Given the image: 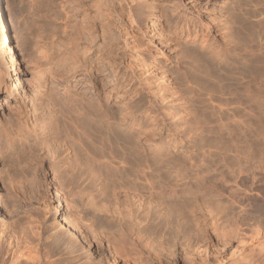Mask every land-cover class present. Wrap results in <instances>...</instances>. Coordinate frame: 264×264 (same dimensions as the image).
<instances>
[{
	"label": "rangeland",
	"instance_id": "rangeland-1",
	"mask_svg": "<svg viewBox=\"0 0 264 264\" xmlns=\"http://www.w3.org/2000/svg\"><path fill=\"white\" fill-rule=\"evenodd\" d=\"M97 1L4 0L5 5L8 4L7 9L13 19V44L17 50H21L18 53L22 52L21 54L24 55L23 58H20L21 65L26 71L32 73L41 89L35 97L34 105L38 107L35 108V114L43 124L44 132L38 131V138L33 134L34 139L31 137L26 142H20L16 136L21 122L18 110L16 108L7 110L0 105V146L4 148L10 141H13L16 146L14 154H6L7 156L4 154V159L0 162V189L4 186V189L0 191L2 195L0 264H98V262L103 264L101 258L102 254L108 252L107 245L110 244L108 238L116 240L121 238L123 232L129 231L126 221L120 214L126 205V199L122 192L126 178L120 163V142L118 138H112L110 135L107 138L105 136L106 139L99 140L98 134L94 133L95 130L92 129L90 120L98 122L102 119V117L96 116L95 111L99 103L104 100L102 102L105 105L104 110L107 109L109 116L105 115L103 119H107L105 121L102 119L100 122L118 123L112 113L120 112L121 105H118L111 98L112 93L110 94V81H113L114 75H117L116 78L119 79L122 87L131 89L133 93L136 92L135 88L137 89V87L130 88L137 76L128 68L132 53L123 47L124 31L131 29L128 22L130 19L136 24L134 39H136L137 45L146 43L149 36L143 38L136 26L144 30L148 23L155 29L154 33L157 37L161 34V40L165 39L166 43L172 44L167 54L159 57L160 63L156 65V68L158 74L161 77L163 75L166 80L163 84L164 87L166 86L164 94L175 104V111L189 115L190 119L184 123L197 124L200 122L199 124L204 126L216 125L215 127H218L223 123L232 125L234 124L233 119H237L241 124L247 123L264 128V105L262 106L259 102V100L264 102V0H134L135 4L132 3L133 5L130 0H103L110 10L109 19L105 21L94 19L91 9L88 10ZM175 7L179 11L174 10ZM86 14L87 16H84ZM158 17L160 19H156ZM201 20L208 24H216L218 29L216 35H219L208 39L205 46H201L200 41H194L192 38L194 36L193 29L195 30ZM180 24H186V28H191L190 34L193 36H186L188 33L186 32L185 35L181 31L180 26L182 25ZM37 36L42 38L43 51L46 50L45 55H48L49 59H39L38 49L35 48V45H31L35 44L33 41L38 39ZM24 37L30 42L28 45L26 44L28 49L23 46L25 45L22 41ZM56 43L60 48L56 47L58 46ZM84 48L88 49L87 53L82 52ZM66 54L80 60L82 66L78 75L84 74L89 77L88 80L90 79L86 86L77 85L73 75H64L65 69L62 68L52 71L51 74L43 76L38 74V71L45 69L49 63L61 60ZM200 55H203V58L207 57L205 60L215 67H213V71L216 70L212 71L213 76L208 77L207 82L198 79L188 80L186 76L190 75L187 69L191 64L197 67V59ZM148 58L153 62L152 57ZM108 60L112 64L111 66L107 64ZM11 70V65L0 53V78L2 76L8 85L12 80L10 78L12 77ZM233 70L236 74L233 73ZM225 71H230L232 74L225 75ZM0 86L4 90V83L2 85L1 79ZM253 92H255V96L257 95L256 97L261 99L255 97L256 99L252 101L250 96L253 95ZM138 96L140 99L138 97L136 103L139 105L138 109L143 111L150 105L151 97L145 92ZM158 101L161 100L152 99V103L156 107L155 114L158 116V123L169 125L170 120L162 113L167 110L162 109L166 105L164 106ZM81 105L83 109H81ZM73 106L74 108L79 107L82 111H78L77 108L74 110ZM135 110L137 109L135 108ZM88 125L91 126L88 127ZM124 128L125 124L121 129ZM5 129L12 130L13 139L6 136ZM14 132L16 134H13ZM89 133L93 134L92 139L88 135ZM94 135H97L96 139ZM251 137L254 139L253 136ZM79 138L84 142H80ZM48 141L50 142L48 143ZM85 141L91 146L85 145ZM260 141H263L264 145V135ZM113 145H116L117 148L114 149ZM88 148L89 151H96V149L97 151L90 154L92 152H88ZM259 152L261 156L258 154ZM85 153L92 156L100 155L102 158H97L103 159L102 161H107L106 158L109 156L110 162L109 164L103 163L102 166H88L86 164L88 155ZM256 153V158L259 156L261 158L264 155V152L261 151ZM209 166L215 170V173L209 177V184L206 183L201 189L193 186V195L201 200L195 205L191 223L189 221L190 227L188 226L189 230H186V234L183 233L184 227L182 228V226L181 231L177 227L172 230L168 226H163L160 229L163 233L162 240L158 238L160 236L158 232L154 236L155 240L160 239L163 244H166L165 246L169 244L168 247H173L178 258L177 264H184L183 258L186 255L183 252L184 248H189L186 247L188 243L190 245L196 243L195 249L211 243L214 250L218 252L216 256L225 260L230 256L227 253L232 246L235 247L234 250L237 249L238 239H226L225 241L231 243V246L227 244L222 249L220 245L223 244L215 240L211 235V230L206 228L205 225L211 220L210 210L213 213L212 217L220 225L225 224L226 219L230 216L233 217L235 220L233 225L237 227L239 234L246 241L253 239L262 240L264 243V168L253 167L252 172L250 168L249 171L243 169L244 172L238 173L237 166V169L234 167L229 170L218 158H214ZM253 170L255 171L253 172ZM101 173L102 175H100ZM161 174L160 170L155 172L156 181H162ZM129 182L134 183L132 176L129 178ZM210 182L214 183L210 185ZM143 184H145L144 181H142V185L140 183L138 185L142 190H147ZM56 190L61 192L62 197H65L61 198L62 210L69 219H72L71 215L75 210L68 208L67 204L72 203L78 208L82 216L81 231L92 244L91 254H88L92 255L91 260L87 259V254L80 250V246L71 248L62 244L59 248L61 250L58 249V251L52 248L56 238L63 236L62 241L67 242L66 234L56 227L57 221L54 218V207L58 204ZM87 193L93 198L94 204H105L110 209L117 208V213L97 211L93 204H90L91 202L86 196ZM219 201L229 207L228 215H219L217 209ZM132 208L133 214H138V211L134 207ZM168 210L153 209L155 215L151 216L152 220L161 225H165L168 220L173 224V219L166 216ZM11 214L17 219L9 228L6 222L10 220ZM3 220L4 223H2ZM195 222H200V226L204 230L203 243L201 236L195 237L197 235L194 233ZM14 225L15 227H13ZM147 229L143 228L144 234L145 231L149 233ZM191 231L194 236L191 235ZM129 238L132 240L135 235L131 232ZM160 240L158 242H161ZM47 249H50L48 250L50 254H46L49 253ZM111 250L113 251L112 248ZM139 250L147 257V252L144 249L139 248ZM191 250H189L190 256L187 255L191 264H215L217 261L212 257L213 255L205 256L199 252L200 249L197 250L198 252ZM119 263L121 264V261ZM164 264H169V262L166 261Z\"/></svg>",
	"mask_w": 264,
	"mask_h": 264
},
{
	"label": "bare ground",
	"instance_id": "bare-ground-1",
	"mask_svg": "<svg viewBox=\"0 0 264 264\" xmlns=\"http://www.w3.org/2000/svg\"><path fill=\"white\" fill-rule=\"evenodd\" d=\"M130 1L132 4L136 0L135 1L130 0ZM105 4H106L105 1L98 0L97 2H95V4H93L92 8L89 6L90 8H88V10L91 9L92 14H94L92 15L94 16V19L99 20V21H105L109 19L110 10H108V8L106 7L107 4L106 5ZM7 5H5L4 0H0V53L2 54L3 57H5L7 63L11 65V68H12L11 76L12 77H10V75L9 77L12 80H11V84L8 85L2 76L0 78L2 85L4 83V90H2L0 86V95H1L0 105H2L4 109H7V110L8 109L10 110V108H14V109L16 108L18 110L19 112L18 116L21 117V120H20L21 122H20L19 130H17L16 132L17 134L15 132L13 134H16L20 142L23 143V142L28 141V139L30 140L31 137H33L34 135L36 136V138H38L37 137L38 131L40 133L42 131L44 132V128L42 129L43 124H41L40 119L38 118V115L35 114V110L38 107H35L34 105L35 97L40 92L41 89H40V86L36 83V80L34 79V76L32 75V73L26 71V69H24L21 65L22 61L20 58H23L24 55L21 54L22 52L18 53L19 50H17L13 44V41H12L13 19H12L10 12L7 9ZM185 8H188V7L185 6ZM174 10L179 11L178 8L176 7L174 8ZM87 14L84 16H87ZM153 16L157 17L155 15ZM156 19H160V18L158 17ZM128 22L130 24L131 29H126L124 31L125 37L123 41V47L126 50L129 49L132 53V58L131 60H129L130 62H128V68L132 72L136 73L137 76H135L136 78L134 79H136V81H134V84L130 86V88L137 87V89L135 88L136 92L134 91L135 93H133L131 89L129 88L125 89L124 86L122 87L119 83L120 82L119 79L116 78L117 75H114L113 81H110V87H111L110 94L112 93L111 98H113L114 101H116L118 105L119 104L121 105L120 106L121 109H120V112L118 113L117 112H113V113L111 112V113L114 117H116L118 123L109 124V122H106V123L100 122L103 119V117L107 115V109L105 108L104 110L105 105H103L104 103H102L104 100L99 103L98 108H96L97 110L95 111V113L97 114L96 116L102 117V119L99 118L101 119L100 121L97 119L98 122H94L91 118H89L91 119L90 124L93 127L92 129L95 130L94 133L98 134L99 140L106 139L107 137H109V135L112 138H118L120 142L119 150L121 153L120 163L123 166V171L125 172L124 177L126 178V181L123 185V190H122L125 196V199H126V205L122 208L120 214L123 220L126 221L128 225L127 228H129V231L127 230L128 232H123L121 238H118L116 240L114 238H112L111 240V237L108 238V243H110L107 245L108 252L107 254H102L101 260L103 261V264L104 263L105 264H120L119 261H121V264H164V262L166 261L169 262V264H177L178 258L174 253L173 247H168L169 244L165 246L166 244H163L161 241L162 240L161 238H163V233L162 231H160L161 227L168 226L172 230H175L177 228L178 230L180 229L182 230V228L184 227L183 233L187 232L186 231L187 229L189 230V227H190L189 221L191 223V220H192L191 217L194 214L195 205L199 203L201 200L199 197L197 196L195 197L193 195L194 194L192 191L193 186L199 187L201 189V187L203 188V186H205L206 183L209 184L208 180H209L210 175H213L215 173V170L210 168L209 163H212L214 158L215 159L218 158L219 160L223 161V164L227 168H229V170L233 169L234 167L235 169H237L238 167V173L244 172L243 169H245L246 171H249L250 168L252 172L253 167H256L257 169L258 167H260V169H263L264 168V158L262 157L264 155L260 158L261 154L259 152L258 154H260V156L256 158L257 156L256 152L257 151L264 152L262 151L264 150V145L262 143L263 141H260L261 137L264 135V128H258L256 126H253L247 123L244 124L243 122H242L243 124H241L240 121L237 119H233L234 124L232 125L231 124L226 125L223 123V124L218 125V127H215L216 125L215 126H206V125L204 126L202 124H199L200 122L197 124L184 123L186 120L190 119L189 115L187 113L185 114V113H180L178 111H175V104L172 101H170L169 98H167L164 94V88L166 86L164 87L163 84L165 83L164 81L166 80L163 77V75L161 77L158 74L157 68H156V65L160 63L158 61L159 57L166 55L167 51L169 50L170 46H172V44L169 42L166 43L164 41L165 40L164 37H163L164 40H161L162 39L161 34H159L157 37L156 34L154 33L155 29L152 28L150 24L148 23L144 30H142L141 27L136 26V28H138V31L140 32L143 38H146L149 36V39L147 38L148 40L146 43L142 45L141 44L137 45L136 39H134L136 35L134 31L136 24L131 19ZM180 27L182 28V29L180 28L181 31L185 35L188 33V35L186 36H189V37L193 36L192 34H190L191 28H188V27L186 28V24ZM178 29H177V32H178ZM193 31H192L194 33V36L192 37L193 40L200 41L201 46H205L207 42L209 41L208 39L219 36V35H216V32H218L216 24H208V23L203 22V20L198 22V26H196L195 30L193 29ZM91 35L93 36V34ZM38 36H37L38 39H35L36 41H33L35 42V44L33 43L31 45L33 46L35 45V48L38 49L39 59L40 58L47 59L48 55L47 56L45 55L46 50L43 51L44 47L42 46L43 45L42 44L43 41L41 40L42 38ZM22 41L25 43V45H23L24 48L25 46L27 48V45L30 43L28 39L24 37ZM22 41L21 43H23ZM57 43L56 45L58 46L56 45L55 46L59 47V44ZM87 51L88 49L84 48L82 52L87 53ZM148 57L150 58L152 57L154 59L153 62H151ZM206 58H203V55L202 56L200 55V57L197 59V67H195V65L193 64L189 66V69H187V71L189 70L190 75L189 74L186 75L188 80L198 79V80L206 81L208 77L213 76L212 71L214 70L215 67L209 61L205 60ZM107 64L109 66L112 65L109 62V60ZM81 66L82 65L78 58H76L75 56H69L66 54L62 57L61 60L57 62L49 63V65L45 67V69L42 68L43 70L38 71V74L43 76L45 74H51L52 71L54 70L56 71V69L59 70L62 68V69H65V71H63L65 72L63 73L64 75L66 76L70 74L73 75V79L77 82V85L86 86L89 83L90 79L88 80L87 78L89 77H86L84 74L78 75L79 71L81 70L80 69ZM230 71L229 72L225 71L226 72L225 75H227V73L229 75ZM233 73H235L234 70H233ZM233 77H235L234 74H233ZM144 92L149 97H151V100L149 101L150 105L148 106V108L141 111L139 110L140 108L138 109L139 105L136 103V101L138 97H139L138 99H140V96L138 95ZM255 92H258V91L255 90ZM255 92H253V95L250 96L252 97L251 99L252 101L255 100L256 98L261 99L260 97H256L257 95L255 96ZM256 94H260V93H256ZM152 99H155V100L160 99L161 104L164 106L166 105V107L165 108L162 107V109H167V110H164L162 113L165 117H167L170 120L169 125L158 123V116L155 114L156 107L152 103ZM259 102L262 106L264 105V102L260 100ZM76 108H74V110ZM135 108L137 110H135ZM81 109H83V106ZM81 109L79 107L77 108L78 111ZM180 114H184V115H180ZM24 115H25V118H23ZM26 115H27V118H26ZM107 116H109V114ZM29 117L31 118L28 119ZM241 121H243V119H241ZM4 124L6 125V123ZM124 124H125V128L121 129ZM91 125H88V127H90ZM5 133L7 137H9L10 139H13L11 135L12 130L11 131L6 130ZM71 133L73 134V132ZM90 133L88 135L92 139L93 134L90 135ZM94 136L96 139L97 135H94ZM251 136H253L254 139H252ZM88 139L90 140V138ZM0 140H1V136H0ZM79 141H80V138H79ZM49 142L50 141H48V143ZM80 142H84V141L82 140ZM87 144L88 143L86 142L85 145ZM2 147L0 146V162L2 161V159H4V156H3L4 154L5 156H7L6 154L8 155L14 154L13 151L16 146L13 141H10L6 147L4 148ZM112 147L114 149L117 148L116 145H113ZM89 148L87 151L92 152L90 154H93V151L95 150L89 151ZM104 148H105V144H104ZM100 151H103V150H100ZM85 154L88 155V161L85 160L88 166H94V167L102 166L104 164H109L110 162L109 156L108 158H106V156L104 155V158H106L107 161H102L103 159H101L102 157L100 155L92 156L88 153H85ZM161 155H164V156L162 157ZM97 157H101V158H97ZM158 170L162 172V174L160 175V177L162 178L161 182L156 181L155 172ZM254 171L255 170H253V172ZM102 173L100 175H102ZM131 176L134 179V183H133L134 185L129 182V178ZM142 181L145 182L143 186L147 190H142L139 187L138 184L140 183L142 185ZM210 183H211L210 185H212V183L214 182H210ZM2 189H4V186H2ZM2 189H0V191ZM60 193L61 192H59L58 190L55 191L58 204L57 206L54 207V213H55L54 218L57 221V222L55 221L56 227L59 228L60 231L61 230L64 231L62 233L66 234L67 239L66 238L65 239L67 242L62 241L63 236L62 238H56V240L53 242L52 248L58 251V249L61 248L62 244H65V246H70L71 248L80 246L81 248L80 250L83 253L87 254L86 255L87 259L91 260L92 255H88V254L89 253L91 254L90 251L92 248V244L90 240L86 236H84L83 232L81 231L82 228H80L82 216L80 212L78 211V208L74 206L72 203L67 204L68 208H70L71 210H75V212L72 213L71 215L72 219H69L66 216V214L62 210L63 206L61 203V198H65V197H62V194ZM86 196H88L87 198H89V201L91 202L90 204H93L94 208L97 211L117 213L118 211L117 208L110 209V207L105 204L96 205V203L94 204L93 198L91 197L90 194L87 193ZM1 202H2V195L0 192V206H1ZM132 207H134V209L138 211V214H135V213H134L135 215L133 214L134 211L132 212L133 210ZM154 207L156 209L157 208L165 209V210L169 209L166 216L169 219L171 218L173 219V224H171L169 220L165 225L156 224L155 221L152 220L153 217H151L155 215L153 211V209H155ZM217 209H218L219 215L223 216V215L229 214L228 213L229 207L226 204L221 203L220 201L218 202ZM6 215L8 214L6 213ZM209 216L211 217V220L205 226L206 228L211 230V235L214 237V239L217 240L219 243L223 244V245L219 244L220 246H222V249L227 244L231 246V243H227L225 241L226 239H230V238L238 239L239 244L237 246V249L234 250L235 247L233 248L232 246L229 249L230 251H228L227 253L230 256L226 258L227 260H225V259H221L218 256H216L218 252L214 250V247L211 246V243L210 245L205 244L204 246H200V247H196L197 246L196 243L192 245L188 243L187 245L189 246H187L186 244L185 245L186 247H189V248L188 249L184 248L185 250L183 249L184 250L183 253L186 255L185 258H183L184 264H187L191 261V260L189 261L188 260L189 257H187V255L190 256L189 250L191 249L194 251H197L198 249H200L199 252H202L203 254H205V256L213 255L212 257L217 259L215 264H264V243H262V240L259 241V240L252 239L251 241H246L245 239H243V237L239 234V230L237 229V227L233 225V222L235 220L231 216L228 219H226L225 224H222V225H220L216 221V219L212 217L213 216L212 210L209 211ZM9 219L7 218V221L8 220L9 221L8 222L5 221V222H6V225H8L7 227L10 228V226L13 225V222L16 221L17 217L11 214ZM2 223H4V220ZM200 225H201L200 222H197V223L195 222L194 233H197L195 237L201 236L200 238L202 241V238L204 239L205 233ZM0 226L2 227V225ZM13 227H15V225ZM143 228L144 229L146 228L147 230H149V233L151 234H149L148 231H145V234H144ZM130 231L135 235V238H133L132 240L129 238L131 234ZM146 232L148 235L146 234ZM157 232L158 234H160L158 238L161 239V240L159 239L161 242H158L159 240H155L154 238V236L156 235L155 233ZM191 235L194 236V234H192V231H191ZM194 245H196L195 246L196 249L194 248ZM111 248L113 249V251L111 250ZM139 248L144 249L147 252V257H145L143 253H141ZM48 250L50 249H47V251ZM46 254H50V252ZM99 263L100 262H98V264ZM100 264H102V262Z\"/></svg>",
	"mask_w": 264,
	"mask_h": 264
}]
</instances>
